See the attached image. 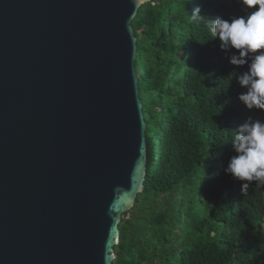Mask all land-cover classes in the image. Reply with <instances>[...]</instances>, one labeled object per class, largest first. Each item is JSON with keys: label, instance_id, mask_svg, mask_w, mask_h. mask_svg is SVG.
<instances>
[{"label": "water", "instance_id": "water-1", "mask_svg": "<svg viewBox=\"0 0 264 264\" xmlns=\"http://www.w3.org/2000/svg\"><path fill=\"white\" fill-rule=\"evenodd\" d=\"M151 0H0V264H112L143 190L131 21Z\"/></svg>", "mask_w": 264, "mask_h": 264}, {"label": "trees", "instance_id": "trees-1", "mask_svg": "<svg viewBox=\"0 0 264 264\" xmlns=\"http://www.w3.org/2000/svg\"><path fill=\"white\" fill-rule=\"evenodd\" d=\"M195 4L205 21L246 14L237 0H151L131 21L148 170L112 264H264V185L242 194L224 172L235 126L264 111L238 100L242 69L190 22Z\"/></svg>", "mask_w": 264, "mask_h": 264}, {"label": "clouds", "instance_id": "clouds-1", "mask_svg": "<svg viewBox=\"0 0 264 264\" xmlns=\"http://www.w3.org/2000/svg\"><path fill=\"white\" fill-rule=\"evenodd\" d=\"M245 15L225 18L202 14V6L195 4L190 22L205 23L211 39L219 40V47L228 55L229 63L242 69L235 76L244 91L238 100L249 110L264 111V0H237ZM232 150L224 168L233 180L241 181L244 194L251 182L264 185V120L248 117L231 133Z\"/></svg>", "mask_w": 264, "mask_h": 264}]
</instances>
